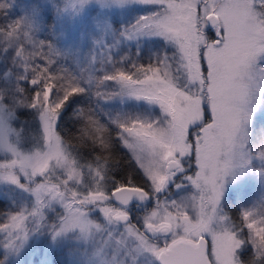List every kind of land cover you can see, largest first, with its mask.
Returning a JSON list of instances; mask_svg holds the SVG:
<instances>
[{"label": "snow or ice", "instance_id": "snow-or-ice-1", "mask_svg": "<svg viewBox=\"0 0 264 264\" xmlns=\"http://www.w3.org/2000/svg\"><path fill=\"white\" fill-rule=\"evenodd\" d=\"M49 2L75 18L92 0ZM96 2L155 10L122 29L99 24L81 71L65 66L71 57L54 32L39 38L34 14L0 25V197L10 201L0 207V264H25L41 237L49 250L67 247L71 264H264V188L239 205L238 222L223 203L227 185L247 175L264 186V135H254L264 113V0ZM146 37L171 51L145 63L123 50ZM85 95L143 101L159 115L118 116L113 137L92 106L77 108L79 139L98 150L86 161L61 126L69 102ZM21 109L37 121L34 136L26 122L14 126ZM114 139L134 166L124 180L112 175Z\"/></svg>", "mask_w": 264, "mask_h": 264}, {"label": "rangeland", "instance_id": "rangeland-1", "mask_svg": "<svg viewBox=\"0 0 264 264\" xmlns=\"http://www.w3.org/2000/svg\"><path fill=\"white\" fill-rule=\"evenodd\" d=\"M13 7V12L20 18H26L29 14H34L39 19V23L43 20V15L53 12L57 19L58 30L54 41L57 46L62 49L69 57L66 63L75 71H81L87 68V57L91 47L92 35L98 31V25L102 22L109 23L112 28H123L124 26L134 23L135 20L145 14L155 10V6L144 5L141 3H132L125 7L110 6L106 7L92 0V2L85 8L84 12L78 17L63 16L58 17L56 9L49 2V0H9ZM130 55H135L139 51V55L147 53L148 59L155 58L162 51H171V48L166 45L164 39L159 37H146L140 41L125 42V48ZM3 64L0 63V69ZM101 107L114 121L119 117H135V116H149L152 114L159 115V110L150 108L143 101H136L132 99L102 101ZM18 120L14 126L23 127L24 123L28 124L29 137L36 134L37 121L33 120L30 115V110L21 109L17 112ZM254 135L257 139L264 135V113L258 115L254 124ZM31 140L29 139L26 147H31ZM191 174V172L189 173ZM262 188L260 179L257 175H247L234 184H228L225 191L223 203L226 210L230 213L232 210L238 213L239 205L244 203H251L259 196ZM176 189L171 188L173 198ZM187 193H182L186 195ZM10 201L8 197H0V207L5 211L9 210L8 205ZM140 212L138 215H142ZM237 215V214H236ZM50 240L47 237H41L38 241L32 242V248L29 249L27 256L24 257L25 264H43L45 260L51 261L52 264H71L73 257L69 254L67 247H56L51 250L48 249ZM248 259L247 254L245 260Z\"/></svg>", "mask_w": 264, "mask_h": 264}, {"label": "trees", "instance_id": "trees-1", "mask_svg": "<svg viewBox=\"0 0 264 264\" xmlns=\"http://www.w3.org/2000/svg\"><path fill=\"white\" fill-rule=\"evenodd\" d=\"M0 3H11L9 0H0ZM13 7L11 6L10 9L0 11V25H6L14 20L18 19V16L13 12ZM43 20L40 22V25L42 26V32L40 35V39H44L47 36H49L50 33H55L54 36H50L49 38L53 39L56 37V32L58 30L57 26V17L53 12L46 13L43 15ZM141 62H148V56L147 53H142L139 55ZM66 67H68L71 71L76 72L72 67H70L67 63L65 64ZM92 106L98 118L101 120V123H104L108 125L111 134L113 137L116 136L119 129L116 127L114 123H112L111 119L108 117V115L105 113L103 108L101 107L100 101L96 99L94 95L91 96H77L73 98L69 102L68 107H66L63 117H62V134L64 135L65 139L68 140L70 144H72L74 147H76L79 151L80 156L86 160L91 161L92 158L97 155L95 151H98L97 149H93L90 144H86L83 141L79 139L80 133L79 129L82 127L80 124V121L78 120L77 116L74 114L77 108L80 107H88ZM113 153L116 156L117 159H119V164L116 166L115 170L113 171L112 175L116 177L118 180H124L127 178V175L129 172H133V165L128 162L129 156L128 152L125 148L121 146V144L114 139V147H113ZM133 179L139 180L140 177L133 173ZM237 214V215H236ZM230 215L233 216V219L239 220L238 213L232 212ZM245 259V257H244Z\"/></svg>", "mask_w": 264, "mask_h": 264}, {"label": "flooded vegetation", "instance_id": "flooded-vegetation-1", "mask_svg": "<svg viewBox=\"0 0 264 264\" xmlns=\"http://www.w3.org/2000/svg\"><path fill=\"white\" fill-rule=\"evenodd\" d=\"M135 222V221H134Z\"/></svg>", "mask_w": 264, "mask_h": 264}]
</instances>
